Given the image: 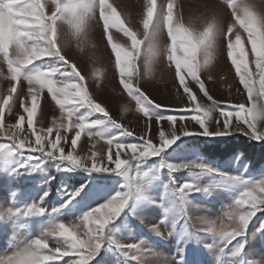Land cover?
<instances>
[{
  "label": "snow or ice",
  "instance_id": "obj_1",
  "mask_svg": "<svg viewBox=\"0 0 264 264\" xmlns=\"http://www.w3.org/2000/svg\"><path fill=\"white\" fill-rule=\"evenodd\" d=\"M221 2L224 10L213 9L211 17L202 21L204 27L197 29L192 22L185 24L177 0H164L159 6L157 0H145L141 35L126 25L109 0H0V65L7 69L5 75L0 67V77L14 82L7 94L0 96V172L13 183L20 177L46 173L52 167L68 174L69 181L74 178L72 174H84L75 185L61 186L57 203L51 209L45 206V200L52 194L54 175L43 176L45 187L38 190L35 199L18 200L17 191L11 190V206H2L5 210L0 214V221L12 224L11 252L0 256V264H149L146 257L152 250L146 239L141 236L138 242L123 243L117 234L129 226L131 217L153 206L161 210V217L151 224L149 231L161 240L177 237V264H203L200 260H187L186 255L188 245L200 244L204 236L213 240L204 244L205 249L219 246L216 264H264V257H250L249 246L257 232L264 245V220L249 234L253 218L258 212L264 213V173L257 177L230 174L198 155L190 160L173 158V145L182 136L225 137L239 132L252 141L264 142V9L253 0ZM97 14L114 53L123 89L149 122L155 119L170 124L169 131L158 129V142L148 138L147 133L138 137L137 142L128 141L126 138L132 137L133 132L95 101L85 77L63 54L61 24L69 25L75 38L86 43L90 21ZM112 29L130 43L125 46L113 42ZM165 33L170 44L162 42ZM221 40L250 107L240 103L221 108L200 77L215 61ZM246 43L250 45L247 50ZM142 46L149 75L160 58H166L179 87L193 105L181 111L191 115H165L160 111L162 105L154 103L138 82L133 83L134 76L137 81L140 79L137 60ZM178 49L182 52L179 56ZM96 78L102 79V73L97 72ZM22 81L27 83L26 96L17 95ZM190 82L199 87L210 104L198 102ZM45 92L60 108L61 118L59 122L54 120L51 127L37 128L36 118ZM17 103L22 108L20 113H14ZM6 111L9 116H18V120L6 124ZM217 112L222 121L214 117ZM177 120L194 121L202 131H190L181 124L177 134ZM213 121L216 131L210 130ZM73 130L66 152L62 141L67 142L68 137L61 133ZM82 134L104 139L108 145L106 162L103 157L97 159L96 151L86 159L75 154ZM241 156H237V162ZM150 160H155V166H149L151 174L143 173L146 181L133 183L131 175L135 172L139 176ZM165 170L167 181H161L162 192L157 198L150 194L154 188L152 181H160ZM181 172L187 173L189 179L177 187L176 174ZM96 173L119 178L116 186L111 190L102 187L103 180ZM204 177L211 179L202 183ZM218 189L229 192L231 202L218 220L203 221L206 227L191 231L188 209L195 205L190 197H211ZM70 216L76 217L75 222L66 223L63 218ZM35 218L43 219L38 221L39 228L34 233L30 225L37 223ZM162 225L168 229L166 234ZM21 230H28L27 235L18 241L17 233Z\"/></svg>",
  "mask_w": 264,
  "mask_h": 264
},
{
  "label": "rangeland",
  "instance_id": "obj_2",
  "mask_svg": "<svg viewBox=\"0 0 264 264\" xmlns=\"http://www.w3.org/2000/svg\"><path fill=\"white\" fill-rule=\"evenodd\" d=\"M120 12L121 18L124 19L127 26H130L134 31H137L142 35V19L144 12L145 0H109ZM164 0H157L158 6L163 3ZM258 8L264 9V4H261V0H253ZM178 10L182 13L184 22L187 25L189 22L194 23L197 29H202L204 27L203 20L210 18L212 15V10H224V5L221 0H177ZM50 9V6H49ZM228 19L227 14H225V20ZM113 42L118 44H123L127 46L130 42L122 33H116L115 29H112ZM65 41L67 43L65 44ZM162 42L170 44V40L166 33L162 36ZM60 43L62 46L63 54L66 58L75 63L78 70L85 77V81L88 85L89 91L96 102L102 104L110 115L121 123L125 128L133 132L132 137H127L126 139L130 142H137V138L145 135L147 133L148 138L152 139L153 142H158V129L162 127L165 131L170 130V124L168 121L157 122L153 119L151 122L139 112L137 109L136 102L128 96L127 92L123 89L119 82V72L115 64V56L109 46L102 27V21L99 20L98 14L96 19L90 21L87 30V42L81 43L73 35V29L67 24H61L60 26ZM250 45L245 44V48H249ZM181 50L178 49L177 55H181ZM145 61V50L142 46L140 58L137 60V67L140 71V79L134 76L133 83L139 84L141 90L156 104L162 105L160 109L165 115H175L179 117L180 115H191L190 112L181 111L183 109H190L193 105L189 102L187 95L184 93L183 88L179 87V83L175 74L171 68L167 66L166 58L161 57L160 60L153 66V72L149 75L144 67ZM251 66V57L249 58ZM3 68L4 74L7 75L6 65H0ZM174 67V65H173ZM97 72L102 73V79H97ZM201 79L204 81L209 94L215 99L221 108H227L233 104L244 103L247 106H251L247 99V93L243 89V86L239 83V77L235 74V69L231 65L230 59L227 57L224 48L223 40H221V47L219 53L211 65V67L204 72L200 73ZM13 81L10 79H4L0 77V96L7 94L8 89L13 85ZM193 92L197 95L198 102L202 104H210L211 101L203 95L199 90V87L195 83L189 85ZM17 95H27V83L22 81L21 85L18 86ZM127 108V111L124 109ZM22 112V108L19 103L16 104L14 108V113ZM41 116L43 119L41 120ZM216 119L223 120L220 117L219 112L214 114ZM61 118L60 108L51 100L50 95L46 92L41 99V107L36 118L37 128H47L53 126V121L59 122ZM94 118V117H93ZM18 120V116L15 114L9 116L6 111L5 123H15ZM151 124L149 130L148 125ZM233 123L235 124V118H233ZM181 124H184L188 130L194 132L202 131L194 121L177 120L175 125L177 134L181 131ZM222 126V124H221ZM242 127H246L241 125ZM25 127H27L25 125ZM211 131L217 130V125L213 121L210 125ZM73 132H62L61 135L68 137V141H62V146L65 147L66 152L68 149V143H70L71 138L74 135ZM55 132L53 133V137ZM243 137L255 144H261L264 142H256L248 139L243 134L237 132L230 136L225 137H204V136H188L181 137L177 141L176 145H173L175 152H173V158L175 160H190L195 159L198 155L201 160V156L193 151L192 147L185 144L191 139H223L230 137ZM34 139V138H32ZM3 137L0 136V141ZM95 145V148L92 146ZM108 150V145L105 143L103 138L92 137L89 138L87 134H82L81 140L78 142L76 155L87 158L91 155L93 151L99 153L97 159L101 157L105 158ZM172 152V149L168 150ZM130 154V150H129ZM159 158H155L158 160ZM155 160H150L148 165H145L141 169V174L136 176L134 183L143 184L146 181L144 177V172H149L151 174V169L149 166H155ZM204 161V160H203ZM205 162V161H204ZM89 165L91 161H88ZM211 164V163H209ZM214 165V164H211ZM224 172L230 174H245L252 177H257L244 172V166H235L231 164L230 166L219 167ZM114 167V166H113ZM47 168V166H46ZM49 169V168H47ZM52 172L46 173H34L33 175L24 178L20 177L15 183L10 181V179L3 173L0 172V214H3L5 210L2 206H11L10 193L12 189H15L18 193L17 199H35L38 190L41 187H45L43 184V176L45 174H51L56 176V180L52 181L51 188L52 194L45 200V206L51 209L57 203L59 198V192L62 185H74L72 181L67 179V175L62 172H57L54 167L51 168ZM75 178L76 176L84 177L83 173L72 174ZM95 176H101L102 179H106L104 184L101 186L111 190L116 186L117 177L108 173H96ZM176 186L178 187L185 180L189 179L187 173L181 172L177 173ZM73 178V179H74ZM211 178H202V183H207ZM161 181H167V172L165 170L162 173L160 181H152L154 188L150 192L151 195L159 198L162 192ZM27 184L28 187L25 186ZM193 201L195 207H190L188 209V215L191 217L190 220V230L197 231L206 224L203 221L218 220L222 214L224 208L231 202V194L226 190L218 189L213 193L211 197H205L202 194H194L190 197ZM161 217V210L156 207H149L144 210L143 213L133 216L129 220V226L121 230L117 234V238L121 239L123 243H133L138 242L141 236L148 241L151 247V253L147 255V260L149 264H177V237L174 235L166 240H161V238L156 237L154 233L149 231L151 224L157 222ZM43 218H35L37 223L30 225V229L35 233L38 231L39 224L38 221ZM66 223L75 222L76 217H64ZM264 220V213H257V216L253 218L249 226V234L251 236L253 230L258 226L259 222ZM7 225V227H3ZM134 225L138 226L141 232H137ZM161 230L167 233V228L163 225ZM28 230H21L17 233V240H23L27 235ZM203 235V234H202ZM12 236V224L11 221H0V256L5 253L11 252L10 249V237ZM213 240L210 236H204L200 244H189L186 259L191 261L193 259L203 261V264H216L217 255L219 253V246L213 247L212 249H205L204 244L212 243ZM250 257L260 260L264 257V245H262L259 233L257 232L255 237L250 240ZM231 247V246H229ZM227 252L228 249H225ZM103 255V253H102ZM227 259V257H225ZM114 264V262H113Z\"/></svg>",
  "mask_w": 264,
  "mask_h": 264
},
{
  "label": "trees",
  "instance_id": "obj_3",
  "mask_svg": "<svg viewBox=\"0 0 264 264\" xmlns=\"http://www.w3.org/2000/svg\"><path fill=\"white\" fill-rule=\"evenodd\" d=\"M192 147L193 151L201 156L207 162L219 167L230 166L231 164L239 167L247 165V172L253 176H259L264 173V143L255 144L243 137H230L223 139H191L185 142ZM242 154L239 161L237 156ZM52 172L51 168L47 169ZM137 174L134 172L130 179L134 183ZM101 177V176H98ZM103 178V177H101ZM82 176H76L71 181L75 185ZM104 184L106 179H102ZM26 187L27 184H25ZM137 232H141L137 225H134ZM144 238V236H142Z\"/></svg>",
  "mask_w": 264,
  "mask_h": 264
}]
</instances>
